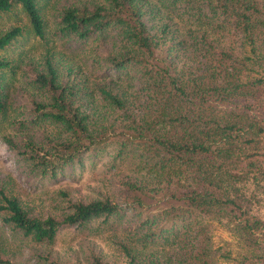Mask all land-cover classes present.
Segmentation results:
<instances>
[{
  "label": "trees",
  "instance_id": "trees-1",
  "mask_svg": "<svg viewBox=\"0 0 264 264\" xmlns=\"http://www.w3.org/2000/svg\"><path fill=\"white\" fill-rule=\"evenodd\" d=\"M44 26L37 0H0V51L30 32L43 37ZM55 26L81 39L115 29L104 57L114 77L64 72L45 54L30 81L39 98L9 119L1 70L10 62L0 55V122L44 131L1 139L50 177L103 142L132 168L119 180L121 200L57 189L62 211L45 217L0 187L4 222L52 243L62 227L89 230L100 218L92 230L116 258L97 254L91 264H264L255 211L264 206V0H94L60 7ZM214 220L232 241L215 243Z\"/></svg>",
  "mask_w": 264,
  "mask_h": 264
},
{
  "label": "rangeland",
  "instance_id": "rangeland-1",
  "mask_svg": "<svg viewBox=\"0 0 264 264\" xmlns=\"http://www.w3.org/2000/svg\"><path fill=\"white\" fill-rule=\"evenodd\" d=\"M37 1L44 17V36L30 32L0 51V55L10 62L8 67L1 70L4 75L2 92L5 95L9 119L25 116L31 101L39 98L30 81L35 68L43 62L45 54H51L64 72L71 65L83 75L89 76L91 72L99 74L97 78L89 76L93 81L103 80L102 73L108 75L105 79L114 77V74L105 70L107 63L104 57L113 50V45L119 38L115 29L85 39L75 34L62 36L54 32L60 7L74 3L92 5L94 0ZM17 10L20 11L14 7L9 13L12 15ZM1 133H9L19 141L30 135L41 137L44 131L36 129L26 132L14 123L5 121L0 122ZM112 146L103 142L100 145L102 149L83 152L79 158L66 164L62 172L50 177L30 170L28 163L0 137V187L7 194L17 196L24 208L40 217L57 215L62 211L57 189L66 190L67 196L74 200H88L107 194L121 200L119 180L127 176L132 166L130 163L121 162L119 158H112ZM255 211L264 218V206L255 208ZM3 216L4 211H0V254L9 263L0 264H91L93 255L97 254L108 262L116 258L112 244L106 241L100 231L92 230L100 218L88 223L89 230L65 226L52 243H39L12 228L4 222ZM129 217L130 212L117 221L118 225H126ZM212 234L216 244L233 239L225 225L217 220L212 223Z\"/></svg>",
  "mask_w": 264,
  "mask_h": 264
}]
</instances>
